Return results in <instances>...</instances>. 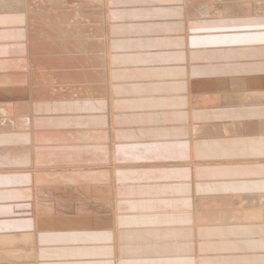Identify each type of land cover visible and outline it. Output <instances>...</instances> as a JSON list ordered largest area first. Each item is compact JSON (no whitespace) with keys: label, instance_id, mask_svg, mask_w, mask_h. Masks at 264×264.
Masks as SVG:
<instances>
[{"label":"bare ground","instance_id":"1","mask_svg":"<svg viewBox=\"0 0 264 264\" xmlns=\"http://www.w3.org/2000/svg\"><path fill=\"white\" fill-rule=\"evenodd\" d=\"M164 1L166 2L165 4L176 3V4L183 5L184 7L183 10L182 9L180 10L182 11L185 10V15L187 18L189 17V19L191 18L193 19V16L196 14V12L199 11L195 9V11L196 10L197 11L194 12L193 11L194 9L192 10V8L191 9L189 8V6L194 4L197 0H180V1L175 0V2H173L172 0H164ZM203 1L204 2L206 1L207 3H211V2L216 3V2L221 1L226 4V2H230L234 0H203ZM235 1L236 2L237 1H244V2L249 1L247 3H250L249 5H252V6L255 5L254 6L255 8H258L256 7V4H259L260 5L259 9H261V12L264 14L263 0H253V1L252 0H235ZM34 2H40V3L43 2V4L45 3L46 4L45 6L48 5V8L50 9L59 8V7L65 8L66 11L68 12L72 10L71 7L75 8L76 6H78L77 10L81 13V15L79 13L78 14L80 15V18H82L83 20H87V18L89 17L92 18L93 20L94 19L96 20L98 16L100 15V13L99 11H97V8H94V7L93 9L91 8L93 10V11L91 10L92 11L91 13L90 12L84 13L79 7L81 6L83 7L98 6L99 7L100 5H104V6L106 5V8H105L106 11L104 9V12L107 13V14L105 13V15H107L108 20L111 19L114 21L115 18L121 19L122 23L117 22V25L110 22L111 24L114 25L112 28L110 26V28L114 31L115 29H117V33H118V30L123 31V33L125 32L124 34H127V35L122 34V35L113 36L107 33L108 37L105 40H102V39L100 40L99 38L98 40L96 38L93 40H90V37L89 38L87 37V38H84L83 40L81 39V41L67 42L66 46L73 52L74 59H77L78 62L85 65L84 67H86V70H82L83 72H81L80 75L81 76L83 75L84 77L89 78L93 82L92 85L95 90V93L97 95L101 94L102 96L101 103L105 109L104 112H107L109 116L111 117L110 124L112 125V127H115L117 124V120L115 118L116 116L121 115V114H131L130 116L128 115L129 116L128 119H130L133 123H136L137 121V124L140 125V127L142 128L139 130V136H141L142 138L143 137L149 138L150 143H151L150 147H149L150 143L149 144L147 143V147H149V150L146 149L144 151H141L142 150L141 149L140 151L142 153H146V152L149 153L150 151L151 153L149 154L150 156L151 154H153V156H151L153 159H157L158 161L162 163H165V162L169 163V166H170V163L173 166H176L177 164L179 166L181 165L180 167L181 170H178V173L187 177L188 180L190 181L189 187L186 186V188L188 189L193 188V190H191L193 191L192 192L193 197L192 199L190 198L191 205H189L191 209L190 211L188 209L186 211V212L189 211V213L191 214L189 215L191 217L190 219H186L183 226H190L193 230H196L198 227H204V226H240V225L264 224V145H261L260 150H255L254 152H251L253 156L245 158V159H241V160H231V159L222 158L219 156L218 152H216L218 151L217 149H212L211 147H208L206 145L204 147L203 152H199L198 154L196 153L198 149V145L201 142L200 141L201 139L202 140H210V139L213 140L215 138L228 139V137H226L227 135H225V130H226L225 128H227L228 125H222V126L216 125L215 120H214L216 118V112H220V110H225L226 109L225 107H227L228 105H231V106L234 105L235 107L233 109L234 113L236 112L238 116L249 114L251 117H253L255 111L260 110V109L264 110V38L262 40V38H260V36L257 35L258 33H255V32H252L253 34L255 33V35H250V33L248 34L249 31L248 32L245 31L247 32L248 36L246 34L245 35H225V34L216 35L213 33L214 32L212 30L213 28H211L213 32L209 30L208 31L213 33L214 35L208 34V35H203V36L202 35L197 36L193 34L191 36V34L185 35L188 30L187 31L185 30L186 31L185 32L184 29L181 28L182 29L181 31L185 33L184 35H177V37L182 41V43L184 42L185 48L173 51V53L175 52L174 55L185 53V61H187L188 63L187 65H189L188 72H187V78H188L187 81H189L188 83L192 86V88L196 91L198 95L200 92L198 93L197 90L199 89L201 91L202 96L204 95L207 96V98L204 97V99H201V101L204 100L203 102L206 103V110H202V111L204 112L211 111L209 114L212 119L209 118L208 120H206L204 118H201L200 123H198L199 121H195V114L197 112H201L199 111L200 109L197 108V110L191 109L190 111H188V109H186L187 104L185 105L183 102H181V99L179 100L172 99L170 98V96L173 97L172 94L171 95L166 94L167 92L170 93L173 91L171 89V87H173L172 85L166 86V84L163 85V83H159V82L158 84H151V83H148V81H147V84L128 82V81H132V79L135 78V76L140 78L142 82L143 81L145 82L147 79L152 80L151 77L153 76L155 77L156 75L155 73H157L156 69L152 71L148 69H141L139 75H134L133 71H131L129 68H132L131 63L135 61H140L142 63H145V65L142 66L145 68L147 64L150 65L152 64L151 62L154 63L157 60V58L153 57L154 59H152L151 61L152 54H151V57L149 56L151 62L148 59L146 60L143 54L145 52L150 51L149 47L151 46V44L145 47L139 46L138 43L141 45H144V44L141 41H138V39L143 38L147 42L154 41L155 43H157V40H158L157 37H161L163 35L162 34L154 35L152 34V32L153 31L161 32L160 29L164 28V26L162 25L163 23L160 25V22H159L158 25H153L151 22L152 25H148V26L150 27L156 26V27H154L153 30H150L151 29L150 27H147V25H144V24H147L148 22L147 23L145 22L144 24H140L138 20L133 21L132 19L133 17L129 16L133 10L130 8L124 10L122 5H119L121 3V0H105V1L104 0H88V2L87 0H42V1L41 0H26V1L25 0H22V1L21 0H0V14H3V15H0V29L1 28L3 29V27L5 28V26H2L1 23H3L4 21L7 22L6 13L10 7H12L13 10L15 9L22 10L24 7L26 8V6H28L29 4L34 5ZM244 2L242 3L237 2L236 7H238V4H241L240 9H238L239 7L237 9H234V8L226 9L225 7L224 8L219 7L220 8L219 9L218 7H215L214 3H211V4H214V7H211V8L209 7L211 12L208 11L207 5H205V8H207L206 10H204L205 9L204 6H203L204 9L201 6V11L202 9L204 10V12L206 11L205 13L202 11L206 15H209L211 13L210 16H212V14H214L213 16L215 15L217 16L220 14L223 16L225 12V14L227 15H230V16L237 15L239 17L242 15L245 16L247 11H249V13L252 12L255 15L257 13V15L259 16V14L261 13V12L259 13L260 10L258 9V12H256L257 10L253 7L254 12L256 13H254L253 11H250L253 8L252 6H248L247 3H246V6L250 7V10H248L249 8L245 9L246 7L241 9V6ZM258 2H261V3H258ZM122 3L125 5L124 0H122ZM232 4H234V2L233 3L231 2V5ZM110 5H112V8L110 7ZM84 9H86V7ZM198 13L197 15H199ZM201 15L203 14L201 13ZM59 16L62 19L66 18L69 20H71L70 18L75 17L71 15H59ZM59 16L56 17V14H53L50 16V18L54 20L55 18H58ZM203 16L205 17V15ZM8 17H10V15ZM126 17L129 19H126ZM218 17L220 18V16ZM261 17L262 16L260 14V17L258 18H261ZM245 18L247 19L248 17H245ZM255 18H248V19L252 20ZM223 19L227 22L225 18ZM235 19L236 18H234L232 22L229 21V23H227L228 26L229 24H231L230 25L231 27L229 26L230 29H232V27L233 29L241 28L240 24L241 22L244 21V19L243 21L242 19L235 21ZM261 19H263V17ZM220 20H222V18ZM191 21L193 20H190L189 22ZM209 21L211 22L212 20H209ZM218 21L219 19H217V21H214L216 27L217 25L219 26V24H221V21L219 24L218 23L216 24V22ZM225 21H222V23ZM245 21L246 22L243 23L244 25H242L243 27L246 26L247 24V20ZM79 22L81 21L79 20ZM204 22H207V21L204 20ZM180 23H182V20ZM180 23L178 25H180ZM258 23L259 21L255 24H257V26L259 24L261 25V22L259 24ZM192 24L193 23H191V25ZM253 24L252 25L248 24V25L251 27L254 26V31H255L256 25L255 24L253 25ZM191 25L189 26V28L191 27ZM158 27H160V29ZM205 27L203 26V28ZM211 27L213 26L211 25ZM220 27H222V25H220ZM220 27L219 29L216 28L217 32L218 30L221 29ZM260 27L261 26H259V28ZM145 28H148V30H150L149 32L151 33L150 35L149 34L148 35H136L139 33V31L141 32V30H144ZM196 28L198 29V27ZM98 29L99 28H97V30ZM249 30L250 32L253 31V27L249 28ZM114 31H111V32L113 33ZM144 32H141V33L143 34ZM119 33H122V32H119ZM130 33L134 35H129ZM0 35H1L0 36L1 38L6 37L4 35V31L1 33V30H0ZM1 40H4V39H1ZM133 40L135 42H132ZM15 41L17 40L15 39ZM125 42H128V45H135L138 48V50H141L139 52H142L139 54L136 53V55L137 56L142 55V56L137 57L138 59H133V58L130 59L128 54H121L122 49L121 51L114 50V48L117 47L118 45H119V48L123 47V44ZM157 44L160 45V43H157ZM38 46L36 47V52L38 53H42V52L55 53L57 50L59 51V48L60 49L62 48V45L61 46L54 45V47H53V44L49 46L44 45L43 47L42 45H40L39 48L41 49L39 50ZM50 46H52L53 48H51ZM47 47H49L48 50H47ZM2 48L3 49H1L0 47V55L7 53V51H4L7 49H5L4 47ZM192 50H194L195 53H191ZM25 51H27V49L24 50L23 52V50L20 48V50L18 49L17 53L19 55L25 54ZM19 55L10 56L9 61L12 60L13 62L12 61L7 62V60L5 59L0 60V127L5 126L7 128L13 127V128L22 129V128H26L29 125L30 131L23 132L24 135L21 137L23 141L29 142V146L28 147L26 146V148L15 149V150L0 149V250L2 249V253L4 254V255L0 254V256L1 257L5 256L7 259H13L15 261H20L19 264H32V263L41 264L40 263L41 254L42 255L44 254V256H46V254H49V256H46V257H54L53 253L57 254L58 255L57 257H60L64 254V252H58V250L61 251V249L59 248H55V247L50 248V246H46V245L44 246L41 243L44 237H46L47 239L51 237L52 242L55 241V243L59 242L60 244L64 243L63 242L64 240H71V242H67V244L69 245L71 244V245L78 247L79 249L78 253H80L81 249L84 248L82 246L83 240H80V239L82 238L87 239V236H91L93 240H97L96 238L98 237H106L104 244L105 245L106 243L107 245L109 243L112 244L110 246L103 245L101 246L102 248L100 247L101 249L104 248L110 256L109 257L110 259L107 262V264H124L131 259L154 258L157 260H161L163 259L162 257L165 255L164 253L166 252L168 253V251L170 250L174 253L179 252V249L182 248L179 242L177 244L171 243L169 245L167 244L166 245H163V244L143 245L145 243H141L136 246H133V245H130V246L122 245L121 246L119 239L120 237L122 238V235H123L121 230L124 228L122 226L126 223V222H123V220L124 219L128 220V226H131V225L136 224L134 223L135 222L134 219H136L138 216H128L127 217V216L121 215L120 217H118V215H120L119 209L122 206L125 207L133 203L132 201H126L124 203L121 201L122 203H119L117 197H118V194H120L119 193L120 185H118V183L124 182V179L129 178V177H133V178L136 177V179H138L137 177H143L145 174H142L143 171H141L142 173H130L126 171L124 173L123 170L119 168L128 167L130 169L131 168L138 169L145 165H140V164L137 165V163H128V164L124 163L122 161L124 158H122L121 155H119V151L114 148L115 146L107 150V148L103 145L102 146L95 145L97 141L99 140V138L102 136V134L105 136V132H106V134L109 135L110 130H105L104 132L98 131L95 133L91 130L94 127H98V126H100L102 129H103V126L105 127L108 126L107 119L106 117L104 118L105 115L101 117L103 118V123L101 122L100 117H96L95 119L91 120L90 118L84 117V116L82 118L80 117L64 118L62 116L52 115V117H55L53 119L47 118L45 116L44 118H42L43 115H37V114L34 116L32 115L25 116L27 109L28 111H30L29 110L30 106L28 105L27 107L24 103L21 102V99L25 98L28 94L25 88H19L21 86V85L19 86V83L21 82L24 83L25 78L22 75H16L14 73L7 74L8 70L12 71V69L16 68L17 65L21 66L22 63H26V61L24 62V59H20L22 56H19ZM51 61L54 62L56 60L53 61L52 58H49L48 60H46V62H50V63ZM27 63L29 62L27 61ZM26 64H24V66ZM44 64L45 63H43V65ZM172 69L174 70V67ZM49 71L53 72L54 70L51 71L49 69ZM54 72H56V70ZM176 73L178 74L177 70H176ZM182 76L184 77V73ZM165 77H167L168 79L170 76L168 77L167 75ZM183 81H180V83ZM51 83L53 82L50 81V85ZM180 85L182 87L184 86L182 83ZM79 86H81V84ZM57 90L59 92L60 88ZM175 92L176 91H174V93ZM29 95H30V92H29ZM52 95L54 94L52 93ZM71 95L73 94L71 93ZM123 95H125V97ZM89 96L91 95L89 94ZM180 96L178 98H180ZM74 97L75 96H73V98ZM91 100L89 102H91ZM182 101H185V100H182ZM83 102L85 103L87 101L85 100ZM194 102H197L196 104L198 106L199 102L197 101V99ZM78 105L79 103L73 105L72 107L70 105H67L66 108L61 107V105L60 107L62 109L64 108L65 110L72 108L73 110L77 109L79 111H82L83 109L80 110ZM87 106H90V105H87ZM19 108H20V111L18 110ZM36 108L38 109V111L45 112L43 111V108H39V107H36ZM95 109L92 108V111H94ZM98 109H99V106H98ZM177 110H187V115H188L187 121L188 122L186 126L184 127L180 125L179 126L177 125L169 126V124L163 125V123L160 125L157 124V126L153 125L154 127H149L150 125H148V129H144L145 125L141 126L142 125L141 122L143 121V117L140 118L141 115L143 116L148 115L149 117L152 118L154 115L158 114L160 118L162 119V121L163 120L166 121L168 120V118L174 115ZM11 111L14 112L13 115L12 114L10 115ZM38 111L36 110L35 112L37 113ZM46 111L47 112H58L55 110V108L47 109ZM95 113L97 112H94L92 114H95ZM234 113L232 112L231 117L233 116ZM137 116H138V119H137ZM32 117H35L34 122H32L33 120ZM39 117H41L42 119L41 120L38 119ZM121 117H124V115ZM76 120H78L79 122H77ZM250 120H254V123H251ZM250 120H244L243 124L241 122L243 126L242 128L247 127L248 129H250V131H252L250 126L253 125V128H254V124H255L257 125V128L261 126V129H264V119H262L263 121L260 119L257 120L255 118L250 119ZM64 122L69 123L68 125L72 124V126L74 127L86 126L87 128H90L89 130L91 131H89L85 137H81L79 135H76L70 132L65 133L61 131H54V128L64 127L65 125H59V123H64ZM80 122H83L84 124H80ZM33 126H34V129H32ZM120 127H121V124H120ZM133 128H132V131H133ZM117 129L119 130V128ZM0 130H2V128H0ZM3 131L6 132V130H3ZM234 131H235V128L233 129V133ZM229 132L231 133V131ZM219 133H223V136L220 137ZM7 134L13 135L14 133H12L10 130ZM95 134H97L98 137L95 136ZM247 134L246 136L248 137L247 140H249V142L246 143V145L248 147V150H254L256 147V144H258L259 142L264 143V137H263L264 134L252 135L253 134L252 133L251 134L252 136L247 135ZM240 136H243V135H240ZM104 138H106V136ZM112 138H115V137H111L110 140ZM129 139H132V138L129 137ZM114 140L115 139H113V142ZM125 140L127 141L128 138ZM120 143L121 141L119 142V144ZM135 143H138V142H135ZM140 143H141V140H140ZM144 143L146 144V141ZM133 145L134 143L132 144V146ZM36 148L42 149L38 154V157L39 159H41V161H38V162L36 161V157H37L36 152H35ZM105 150H107V153L104 152ZM25 154L27 155L26 162L24 161L26 158ZM100 155H102L103 157L105 156V159L107 157L109 158L110 166L109 165L104 166V167L95 166L96 164H99V163H96V161H98L97 158H99ZM158 156H161V157L159 158ZM135 157H133L132 159H135ZM161 158L163 160H160ZM73 159H77L75 161H79V162H85L88 160H92L90 162L92 164L88 166H77L74 168L69 166L71 167L69 169L59 168L60 165H57L55 168H53V166L50 168L41 167L42 169H40V171L37 170L38 166L36 169L31 168V166H35V164L36 163L38 164L39 162H41L42 164L41 166H43L45 165L44 164L45 162H49V161L65 163V162L72 161ZM164 159H167V161H164ZM187 162L188 164L192 166V167L190 166L188 167L190 168L189 169L190 171H187L185 168ZM154 165L155 164H151L150 166H154ZM164 165L165 164L161 166H164ZM56 168H58L57 171H56ZM55 171L56 173H54ZM148 174L150 176H156V177L158 176V174L151 175L152 173H149V172ZM108 181L111 183L110 185H112V187L107 186ZM22 185H25V187L24 186L22 187ZM133 185L135 186V184ZM131 187L133 186L131 185ZM56 189L60 191L61 193L66 194L64 195L65 198L67 195H69L70 198H66V199L60 198L62 200L57 199ZM137 189H138V186H137ZM45 190L48 193L47 195L44 194ZM20 195H22V197L28 198L29 200V203L26 205L27 207H29L30 212L32 213V217L29 218L31 221H29V223L28 222L26 223V226L30 227L31 225L32 227L29 231H20V227L25 225V222H24L25 219H22V222L24 223H18L17 221H19V219L16 216L11 215L12 213H10L9 208L3 209V210L1 209V207H3L4 204H6L9 207L10 204H12V201L14 199H20L21 198ZM156 197L160 198L162 197V195H159V196L156 195ZM174 199L176 200V198ZM6 201H9V202L3 203ZM25 201L27 202V200ZM148 201H151V200L136 199L135 202L138 205L142 202H148ZM145 205L146 204H144L143 206ZM99 213L101 214L104 213V215H106L104 216V220H102L101 222L97 218L99 217L98 215H100ZM164 217L159 219L158 221L159 223L157 224L156 228L167 229V230L179 228L177 226H170L171 224L170 225L166 224L165 226L160 227V223L164 219L166 221L168 220L171 221V219L177 222L179 221L178 218L176 217L174 218H164ZM4 220L11 221V223L15 226L7 227V224L3 222ZM44 220H48L47 221L48 231H44L46 229L41 228L42 225H44L43 223ZM97 220H99V222H96ZM104 223H106V225ZM53 225H55L57 228H55ZM102 227L103 228L110 227L111 230L113 231L110 232L108 230L109 232L108 231L105 232L106 229L104 228L105 229L104 232L101 233L102 231H100V229ZM237 228L239 229V227ZM247 235L245 234L246 237ZM77 241H78V244L75 243ZM87 244H91V242H88ZM195 244L196 242L194 241L192 244L188 246L186 245L185 250H187V254L193 256L194 260L196 261L198 258L196 255ZM88 250L94 251V249H92L91 247H89ZM102 253H105V252H102ZM150 255L154 257H151ZM58 261H61V260L58 259Z\"/></svg>","mask_w":264,"mask_h":264},{"label":"rangeland","instance_id":"2","mask_svg":"<svg viewBox=\"0 0 264 264\" xmlns=\"http://www.w3.org/2000/svg\"><path fill=\"white\" fill-rule=\"evenodd\" d=\"M22 1V0H21ZM26 1V0H25ZM42 1V0H41ZM105 1V0H104ZM180 1V0H179ZM178 1V2H179ZM199 0H197L194 4H192L191 6H189V8L191 9L192 8V10L194 11V12H196L197 10H199V11H201V6H202V8H203V6H204V8H205V5H207V8H208V11L209 12H211V10H210V8L211 7H214V4H215V7H220V8H229V9H231V8H234V9H237L238 7V9H240V5L241 4H238V7H236V5H237V2L238 3H242V2H244V1H230V2H226V4L224 3V2H221V1H219V2H216V3H214V2H211V3H214V4H211V3H207L206 1L204 2L203 0H200L199 2H198ZM202 1V2H201ZM253 1V0H252ZM87 2H88V0H87ZM231 2L233 3L234 2V4H232L231 5ZM236 2V3H235ZM247 2H249V1H247ZM246 1L244 2L245 3V5H244V3L242 4V6H244V7H242L241 6V9L242 8H245V9H248V10H250V7H248V6H252V5H249L250 3H247ZM207 3V4H206ZM228 3V4H227ZM246 3H247V5L248 6H246ZM258 3H261V2H258ZM37 4V5H36ZM116 4V3H115ZM196 4V5H195ZM201 4V5H200ZM209 4H211V5H209ZM254 4H256V3H254ZM28 5V4H27ZM46 4L44 3L43 4V2H34V5H32V4H29L28 6H26V8L24 7L22 10H20V9H18V10H13L12 9V7H10L8 10H7V13H6V16H7V22L6 21H4L3 23H1L2 24V26H5V28L3 27V29L1 28L0 30H1V33L4 31V35L6 36V37H4V38H1L0 37V47H1V49H3L2 47H4L5 49H7V50H4V51H7V53L6 54H2V55H0V60H7V62L9 61V59H10V56H18L19 54L17 53L18 52V49L20 50V48L23 50V52H24V50H26L27 49V51H25V54H20L19 56H22L20 59H24V62L26 61V63H27V61L29 62V63H22L21 64V66H16V68H14V69H12V71L11 70H8L7 71V74H16V75H22L24 78H25V82L23 83V82H21V83H19V88H25V90H26V92H27V96L25 97V98H23V99H21V102L22 103H24L27 107H28V105L30 106V111H28V109H27V112H26V114H25V116H28V115H32V116H34V115H43V117L42 118H44V116L45 117H47V118H51V119H53V118H55V117H52V115L53 116H62V117H64V118H77V117H80V118H82L83 116L84 117H88V118H90L91 120L92 119H95L96 117H102L103 115H105L104 116V118L106 117V119H107V122H108V126L107 127H105V126H103V129L100 127V126H98V127H94L93 129H91L94 133L95 132H101V131H105V130H110V132H109V135L108 134H106V132H105V136H106V138H104L105 136L102 134V136L99 138V140L97 141V143L95 144V145H97V146H105L106 148H107V150L108 149H110L111 147H114L116 150H118L119 151V155H121V157L122 158H124L122 161L124 162V163H126V164H128V163H137V165L138 164H140V165H145V166H143V167H140V168H135V169H133V168H128V167H126V168H119V169H121V170H123V172L125 173V171L126 172H130V173H142L141 171H143V173L142 174H145L143 177H138V178H140V179H143V178H145L146 176H150L149 174H148V172L149 173H152L151 175H157L158 174V176L156 177V176H151V178L152 179H154L153 181H155V178H158V179H161V180H164V178L162 177L166 172H168V175H170V174H178V170H181V165L179 166L178 164V166L176 165V166H173L171 163H170V166H169V163H162V162H160V161H158L157 159H153L151 156H153V154H151V156H150V154L149 153H151L150 151H149V153L148 152H146V153H142L141 151H144V150H149V147L151 146V143H150V140H149V138H145V137H141V136H139V130L140 129H142L141 127H140V125H138L137 124V121H136V123H133L130 119H128L129 118V116L131 115V114H121V115H118V116H116L115 118H116V120H117V124H116V126L115 127H112V125L110 124V120H111V117L109 116V114L107 113V112H104V108H103V105H102V96H101V94L100 95H97L96 93H95V90H94V88H93V85H92V81L89 79V78H87V77H84L83 75L81 76L80 75V73L81 72H83L82 70H86V67H84L85 65H83L82 63H80V62H78L77 61V59H74V54H73V52L66 46L67 44V42H73V41H81V39L83 40L84 38H89L90 37V40H93V39H97L98 40V38L101 40H105L107 37H108V34L109 35H127V34H124L123 33V31H119L118 30V33H117V29H115V31H116V33H115V31L114 30H112L111 28L114 26L113 24H111V23H114L115 25H117V22H119V23H122L121 22V19L120 18H115V20L113 21V20H108V17H107V15H105V13L106 12H104V9L106 8V5L104 6V5H100L99 7L98 6H85L86 7V9H84L85 7H83V6H81V7H79V8H81V10L84 12V13H86V12H92L93 10V7L94 8H97V11H99V13H100V15L98 16V18L95 20H93L92 18H87V20H83L82 18H80V15H81V13L77 10L78 9V6H76L75 8L74 7H71L72 8V10H70V12H68V11H66V9L65 8H54L55 10H56V12H55V10L53 9V8H48V5L47 6H45ZM117 5V4H116ZM179 5V4H178ZM199 5V6H198ZM209 5V6H208ZM235 5V6H234ZM259 4H256V7H258V8H255L254 6L255 5H253L252 6V8L254 7L256 10V12H258V9L260 8V5L258 6ZM263 5H264V0H263ZM182 7V10H183V5H181ZM88 7H90V8H88ZM109 7V6H108ZM110 7L112 8V5H110ZM120 7V6H119ZM122 7L124 8V6L122 5ZM121 7V8H122ZM199 7V8H198ZM210 7V8H209ZM92 8V9H91ZM203 8V9H204ZM207 8H205L204 10H206ZM219 8V9H220ZM254 8L252 9V10H250V11H253L254 12ZM36 9V10H35ZM46 9V10H45ZM84 9V10H83ZM195 9H197L196 11H195ZM202 9V11L204 12V10ZM35 10V11H34ZM54 10V11H53ZM64 10V11H63ZM74 10V11H73ZM77 10V11H76ZM92 10V11H91ZM124 10H126L125 8H124ZM181 10V11H182ZM260 11H259V13L261 12V9H259ZM17 11V12H16ZM20 11V12H19ZM29 11V12H28ZM50 11H52V12H50ZM103 11V12H102ZM105 11H106V9H105ZM199 11H197L196 12V14L195 15H197V13L199 12ZM199 12L198 14L199 15H201V13L203 14V15H205V17L203 16V15H201V16H199V15H197L198 16V18H197V16H193V14H192V16H193V19L191 18V16H190V18L191 19H189V17L187 18L186 17V15H185V10L183 11V16H181V18H180V20H179V22H177V24L176 25H178L180 22H181V20H182V23H180V28H182V29H184V31L186 30H188L187 31V33L185 34V35H190L191 34V36L194 34V35H214V34H216V35H247V32H248V34L250 33V35H255V33H258L257 35H259L260 36V38H262V40H263V38H264V14L261 12L260 14H261V16L263 17V19H261V18H258V17H260V14H259V16L257 15V13L256 12H254V13H256V15L255 14H253L252 12H250L251 13V15H250V13H249V11H247V13H246V15L244 16V15H242V16H237V15H234V16H230V15H227V14H225V12H224V14H223V16L220 14V15H215V16H213L214 14H212V16H210L211 15V13L209 14V15H206V14H204L203 12ZM30 12H31V14H30ZM82 12V13H83ZM13 13V14H12ZM26 13V14H25ZM33 13V14H32ZM47 13H48V15H47ZM80 15H79V14ZM53 14H56V17L57 16H59V15H71V16H75V17H73V18H70L71 20H69V19H62L60 16L58 17V18H55L54 20H52L51 18H50V16L51 15H53ZM107 14V13H106ZM249 14V15H248ZM0 15H3V14H0ZM10 15V17H8ZM79 15V16H78ZM38 16V17H37ZM102 16V17H101ZM106 16V17H105ZM209 16H210V18H209ZM218 16H220V18L218 17ZM229 16V17H228ZM236 16V17H235ZM28 17V18H27ZM100 17V18H99ZM199 17H200V19H199ZM203 17V18H202ZM208 18V20H207V18ZM211 17H213V18H211ZM242 17V18H241ZM245 17H248V18H255V19H246ZM17 18V19H16ZM195 18H197V19H195ZM222 18V20H220ZM223 18H225L226 20H227V22L223 19ZM234 18H236L235 19V21L236 20H241L242 19V21H243V19H244V21L243 22H241V30L239 29V28H234L233 29V27H232V29H230V25L231 24H229V26H228V24L227 23H229V21L230 22H232L233 20H234ZM238 18V19H237ZM24 19V20H23ZM26 19V20H25ZM28 19V20H27ZM30 19V20H29ZM99 19V20H98ZM107 19V20H106ZM196 21H195V20ZM217 19H219V21L218 22H216V24L218 23H220V21H221V24H219V26L217 25V27H216V25H215V22L214 21H217ZM229 19V20H228ZM258 19H260V20H262V21H260V20H258ZM64 20V21H63ZM79 20L81 21V22H79ZM101 20V21H100ZM185 20V21H184ZM190 20H193V21H191V22H189ZM204 20L205 21H207V22H204ZM209 20H212L211 22L209 21ZM245 20H247V24H246V26H244L245 27V29L247 28V26H248V28L245 30L244 29V27L242 26V25H244L243 23L244 22H246ZM256 20V21H255ZM259 21V23L261 22V25L259 24L258 26H257V24H255V23H257L258 21ZM75 21H76V23H75ZM83 21V22H82ZM100 23H99V22ZM105 21V22H104ZM113 21V22H112ZM222 21H225V22H223L222 23ZM234 21V22H235ZM251 22V23H249V22ZM111 22V23H110ZM116 22V23H115ZM214 22V23H213ZM255 22V23H254ZM53 23V24H52ZM61 23V24H60ZM87 23V24H86ZM95 23V24H94ZM156 23V24H155ZM152 22V24L153 25H158L159 24V22ZM163 23V24H162ZM185 23V24H184ZM191 23H193L192 25H191ZM195 23H197V24H195ZM201 23V24H200ZM203 23H204V25H203ZM212 23V24H211ZM255 24L256 26V28H255V31H254V26H252L253 27V31H251L250 32V30H252V29H250L249 30V28H252L251 26H249V25H252V24ZM263 23V24H262ZM60 24V25H59ZM69 24H71V25H69ZM77 24H79V25H77ZM81 24H83V25H81ZM84 24H86V25H84ZM111 24V25H110ZM151 24V22H148L147 24H145V25H147V27H150V26H148V25H152ZM163 25L164 26V28L168 25H170L169 23H165V22H160V25ZM167 24V25H166ZM184 24V25H183ZM186 24H188V25H186ZM213 26V27H211V25ZM249 24V25H248ZM253 24V25H254ZM66 25V26H65ZM74 27H73V26ZM77 25V26H76ZM81 25V26H80ZM98 25V26H97ZM166 25V26H165ZM181 25H182V27H181ZM191 25V27L189 28V26ZM198 25V26H197ZM199 25H200V27H199ZM201 25H203L205 28H203V26H201ZM220 25H222V27H220ZM49 26V27H48ZM70 26V27H69ZM83 26V27H82ZM101 26V27H100ZM110 26H111V28H110ZM175 26V25H174ZM184 26H186V27H184ZM195 26V27H194ZM233 26V25H232ZM259 26H261L260 28H259ZM67 27V28H66ZM99 28L98 30H97V28ZM179 26H177V28H178ZM196 27H198V29L196 28ZM202 27V28H201ZM210 27V28H209ZM219 27L222 29H220V30H218V32H220V33H218L217 32V29H219ZM228 27V28H227ZM258 27V28H257ZM75 28H77V29H75ZM86 28V29H85ZM88 28V29H87ZM192 28V29H191ZM200 28H201V30H200ZM209 28V29H208ZM211 28H213L212 30L214 31H212L211 30ZM217 28V29H216ZM97 31H96V30ZM168 29V28H167ZM181 29V30H182ZM204 29V30H203ZM207 29V30H206ZM215 29V30H214ZM226 29V30H225ZM244 29V30H243ZM26 30V31H25ZM107 30V31H106ZM169 30V29H168ZM195 30H196V32H195ZM202 30H203V32H202ZM212 31L213 33H211V32H209V31ZM230 30V31H229ZM234 30V31H233ZM240 31V32H238V31ZM111 31H114L113 33L111 32ZM145 31V32H144ZM170 31V30H169ZM185 31V32H186ZM192 32V33H190V32ZM228 31V32H227ZM232 31V32H231ZM237 31V32H236ZM245 31H247V32H245ZM24 32H25V34H24ZM40 32H41V34H40ZM56 32V33H55ZM101 32H103V33H101ZM119 32H122V33H119ZM141 32H144L143 34L141 33ZM141 32L139 31V33L138 34H136V35H150L151 33H149L150 32V30H148V28H145L144 30H141ZM148 32V33H147ZM184 32V33H185ZM206 32V33H205ZM231 32V33H230ZM233 32H234V34H233ZM236 32V33H235ZM243 32V33H242ZM252 32H255L254 34L252 33ZM259 32H260V34H259ZM96 33V34H95ZM99 33H101V34H99ZM108 33V34H107ZM164 33H168V32H164ZM184 33H183V31L181 32V35H184ZM202 33V34H201ZM240 33H242V34H240ZM69 36H68V35ZM74 35V36H73ZM89 35V36H88ZM99 35H101V36H99ZM105 35H107V36H105ZM129 35H134V34H132V33H130ZM158 35V34H157ZM159 35H161V34H159ZM162 35H169V34H162ZM263 35V36H262ZM1 36V35H0ZM92 36V37H91ZM248 36V35H247ZM258 36V37H259ZM3 37V36H2ZM26 37V38H25ZM57 37V38H56ZM52 38V39H51ZM80 38V39H79ZM1 39H4V40H1ZM15 39L17 40V41H15ZM75 39V40H74ZM24 40H25V42H24ZM42 40V41H41ZM13 41H14V43H13ZM40 41V42H39ZM61 41V42H60ZM19 42V43H18ZM9 43V44H8ZM17 43V44H16ZM61 43V44H60ZM53 44V47H54V45H58V46H61L62 45V48L60 49L59 48V51L57 50L55 53H44V52H42V53H38V52H36V47L39 45H42V47L45 45V46H49V45H52ZM26 45H28V46H26ZM39 46H38V49L40 50L41 48H39ZM51 48H53L52 46H50ZM64 47V48H63ZM48 48L49 47H47V50H48ZM65 49H67V50H65ZM149 49H150V47H149ZM56 50V49H55ZM9 51V52H8ZM69 51V52H68ZM174 51V50H173ZM173 51L171 52V54H174L173 53ZM123 52V51H122ZM121 52V54H125L124 52L122 53ZM152 52H154V50H150V51H148V52H145L143 55H144V57L146 58V60L148 59L149 61H150V57H151V54H152ZM148 53V54H147ZM170 53V52H169ZM191 53H195L194 52V50H192L191 51ZM26 54H28V55H26ZM58 54V55H57ZM71 56H70V55ZM147 54V55H146ZM35 56V57H33V56ZM44 55V56H43ZM3 56V57H2ZM24 56V57H23ZM27 56V57H26ZM150 56V57H149ZM7 57V58H6ZM26 57V58H25ZM157 58V56H152L151 57V61H152V59H154V58ZM29 58V59H28ZM49 58H52V60L54 61V60H56V61H54V62H52L51 61V63L50 62H46V60H48ZM28 59V60H27ZM74 59V60H73ZM157 59H159V58H157ZM42 60V61H41ZM45 60V61H44ZM10 61H12V60H10ZM9 61V62H10ZM150 61V62H151ZM13 62V61H12ZM77 62V63H76ZM43 63H45L44 65H43ZM152 64H147L146 65V67L144 68V67H141V69H148V70H150V71H152V70H154V69H158V67H156L155 65H153V62H151ZM24 64H26L25 66H24ZM30 66H29V65ZM188 63H187V61H185V63H184V65H182L181 67H174V70L171 68V70H170V68H169V70L171 71H167V74L165 75V76H167L168 75V79H167V77H166V79H165V83L164 82H161V81H159V83H163V85L164 84H166V86L168 85H172L173 87H171V89L173 90H171L172 92H170V93H166L167 95H173V97L172 96H170V98H172V99H176V100H179V99H181V102H183L187 107H186V109H188V111H190L191 109H195V110H197V108L198 109H200L199 111H201V110H206V103H204L203 101L204 100H202L201 101V99H204V97H206L207 98V96L206 95H204V96H202V94H201V91L198 89V88H196V89H198L197 90V92L199 93V95H201V96H199L197 93H196V91L192 88V86L188 83L189 81H187V72H188V68H189V65H187ZM155 66V67H154ZM28 67V68H27ZM30 67V68H29ZM149 67V68H148ZM26 68V69H25ZM78 68V69H77ZM176 68V69H175ZM24 69H25V71H24ZM49 69L51 70V71H55L56 70V72H50L49 71ZM96 69H98V68H96ZM131 71H134L135 70V68H129ZM140 69V70H141ZM179 69V70H178ZM181 69V70H180ZM23 72H22V71ZM41 72H40V71ZM80 70V71H79ZM176 70H177V72H178V74L176 73ZM27 71V72H26ZM34 71V72H33ZM43 71H44V73H43ZM28 73V74H26V73ZM46 72V73H45ZM181 72V73H180ZM183 73H184V77L182 76L183 75ZM6 74V75H7ZM24 74V75H23ZM28 75H29V77H28ZM174 77H173V76ZM186 75V76H185ZM180 76V77H179ZM154 77V76H153ZM55 78V79H54ZM172 78V79H171ZM176 79V80H175ZM35 80V81H34ZM68 80V81H67ZM85 80V81H84ZM184 80V81H183ZM186 80V81H185ZM50 81L51 82H53V83H51V85H50ZM63 81V82H62ZM127 81V80H126ZM147 81H148V83H151V84H158V81H155L154 80V82H153V80H150V79H147L145 82L143 81H141V82H134V81H128V82H134V83H145V84H147ZM177 81V82H176ZM180 81H183V82H181L184 86L182 87L180 84ZM32 82V83H31ZM34 83V84H33ZM56 85H55V84ZM70 85H69V84ZM84 83H85V85H84ZM174 83V84H173ZM49 84V85H48ZM64 84H66V85H64ZM81 84V86H79V85ZM88 84V85H87ZM178 84V85H177ZM17 85V84H16ZM15 85V86H16ZM42 85V86H41ZM54 85V86H53ZM62 87H61V86ZM68 85V86H67ZM188 85V86H187ZM7 86V85H6ZM10 86V85H9ZM12 86V85H11ZM30 86V87H29ZM34 86V87H33ZM36 86V87H35ZM57 86V87H56ZM88 86H89V88H88ZM186 86V87H185ZM190 86H191V88H190ZM181 87V88H180ZM28 88V89H27ZM30 88V89H29ZM49 88V89H48ZM60 88V90H59V92H58V90L57 89H59ZM89 89V90H88ZM192 90V92H191V90ZM51 90V91H50ZM76 90H77V92H76ZM189 90V91H188ZM37 91V92H36ZM55 91V92H54ZM61 91V92H60ZM68 91V92H67ZM174 91H176L175 93H174ZM181 91H183V92H181ZM29 92H30V95H29ZM49 92V93H48ZM73 94V95H71V93ZM75 92V93H74ZM80 92H81V94H80ZM191 92V93H190ZM194 92V93H193ZM35 93H37V94H35ZM52 93L54 94V95H52ZM57 95H56V94ZM177 93V94H176ZM181 93V94H180ZM196 93V94H195ZM78 94V95H77ZM89 94L92 96H89ZM175 94V95H174ZM179 94V95H178ZM194 94V95H193ZM67 95V96H66ZM69 95H70V97H69ZM181 95V96H180ZM197 95V96H196ZM73 96H75L74 98H76V99H74L73 98ZM79 96V97H78ZM176 96V97H175ZM180 96V98H178ZM185 96V97H184ZM195 96V97H194ZM199 96V97H198ZM78 97V98H77ZM81 97V98H80ZM89 97V98H88ZM197 97V98H196ZM64 98V99H63ZM70 98V99H69ZM182 98H184V99H182ZM190 100H189V99ZM31 101H30V100ZM55 99V100H54ZM61 99H63V100H61ZM92 99V100H91ZM192 99H193V101H192ZM195 99V100H194ZM196 99H197V101L200 103H198V106H197V102H194V101H196ZM199 99V100H198ZM27 100V101H26ZM44 102H43V101ZM52 100V101H51ZM70 100V101H69ZM87 101V102H83V101ZM91 100V102H89ZM182 100H185V101H182ZM189 100V101H188ZM206 100V99H205ZM79 101V102H78ZM94 101V102H93ZM191 101V102H190ZM201 101V102H200ZM31 102V103H30ZM186 102H188V103H186ZM30 103V104H29ZM79 103V109L81 110V109H83L82 111H79V110H77V109H67V110H65L64 108L62 109L61 107H67V105H70L71 107L73 106V105H75V104H78ZM87 103V104H86ZM190 103H192V104H190ZM94 104V105H93ZM188 104H190V105H188ZM60 105H61V107H60ZM84 105H86V106H84ZM87 105H90V106H87ZM201 105H202V107H201ZM95 106V107H94ZM97 106V107H96ZM98 106H99V109H100V112L98 113ZM205 106V107H204ZM231 105H228L227 107H225L226 109L225 110H227V111H231V109H232V111H231V115H232V112L234 113V105H232L231 107H230ZM36 107H39V108H43V111H45V112H42V111H38V109L36 108ZM84 107H86V108H84ZM189 107H190V109H189ZM201 107V108H200ZM51 108H55V110L56 111H58V112H47L46 110L47 109H51ZM60 108H61V110H60ZM91 108V109H90ZM92 108L93 109H95V108H97V109H95L94 111L95 112H97V113H95V114H92V113H94V111H92ZM228 108V109H227ZM231 108V109H230ZM26 109V108H25ZM44 109H46V110H44ZM88 109H89V111H88ZM19 111H20V108L18 109ZM38 111L37 113L35 112V111ZM91 110V111H90ZM103 110V111H102ZM12 112V113H11ZM10 112V115L12 114L13 115V111H11ZM81 112V113H80ZM78 113V114H77ZM84 113V114H83ZM105 113V114H104ZM20 114H21V112H20ZM24 114V113H23ZM67 114V115H66ZM87 114V115H86ZM89 114V115H88ZM99 116H98V115ZM148 114V113H147ZM235 114V115H234ZM233 114V116L231 117V121L230 120H227V121H222V122H220V123H216V121H215V123H216V125H228V127L227 128H225L226 130H225V135H227L226 137H228V138H232V137H238V135L240 134V135H243V136H246V134L247 133H249V134H247V135H250V136H252V135H262V134H264V129H261V126H259L258 128H257V125H255L254 124V128H253V125H251L250 127H251V129H252V131H250V129H248L247 127L245 128H242L243 126H242V124L244 123V120H240L239 118L242 116V115H239L238 116V114L235 112ZM236 114H237V116H236ZM101 115V116H100ZM124 115V117H121V116H123ZM129 115V116H128ZM134 115V114H133ZM23 116V115H22ZM48 116H50V117H48ZM41 117H39L38 119H42ZM235 117H238V119H236ZM33 118V120H32V122H34V118L35 117H32ZM37 118V117H36ZM124 118H126V119H124ZM235 118V119H234ZM234 120V121H233ZM260 120H262V119H260ZM77 122H79L78 120H76ZM238 123H237V122ZM263 121V120H262ZM52 122V121H51ZM55 122V121H54ZM53 122V123H54ZM76 122V123H77ZM122 122V123H121ZM127 122V123H126ZM239 122H240V124H239ZM241 122H242V124H241ZM250 122L251 123H254V120H250ZM250 122H249V124H250ZM129 123V124H128ZM224 123V124H223ZM231 125H230V124ZM234 123V124H233ZM69 123H59V125H65L64 127H59V128H54V131H61V132H65V133H74V134H76V135H79V136H81V137H85L86 135H87V133L89 132V131H91V130H89L90 128H87L86 126H81V127H74V126H72V124H70V125H68ZM80 124H84L83 122H80ZM120 124H121V127L123 128H121L120 127ZM28 125V124H27ZM75 125V124H74ZM87 125V124H86ZM123 125H125V126H123ZM111 126V127H110ZM119 126V127H118ZM129 127V129H128V127ZM135 126H137V127H135ZM141 126H143V125H141ZM256 126V127H255ZM84 127V128H83ZM127 127V128H126ZM135 129H134V128ZM231 127V128H230ZM235 128V131H234V133H233V129ZM237 127H239V128H237ZM249 127V128H250ZM0 128H2V130H6V133H8L10 130H11V132L12 133H23V132H29L30 131V127H29V125L26 127V128H13V127H5V126H1ZM81 128V129H80ZM87 128V129H86ZM116 128V129H115ZM117 128H119V130L117 129ZM132 128H133V131H132ZM137 128H139V129H137ZM32 129H34V126L32 127ZM67 129V130H66ZM70 129V130H69ZM75 129V130H74ZM77 129V130H76ZM136 129H137V131H136ZM144 129H148V127H144ZM242 129V130H241ZM253 129H255L256 130V132H255V130H253ZM2 130H0V132L1 133H3L4 131H2ZM112 130H114V131H112ZM124 130V131H123ZM231 131V133L229 132V131ZM127 131H129V132H127ZM245 131V132H244ZM247 131H249V132H247ZM117 132V133H116ZM136 132V133H135ZM236 132V133H235ZM239 132V133H238ZM241 132H242V134H241ZM261 132H263V133H261ZM5 133V132H4ZM130 133V134H129ZM253 133V134H252ZM261 133V134H260ZM115 134H116V136H115ZM120 134V135H119ZM233 134V135H232ZM236 134V135H235ZM252 134V135H251ZM110 135H111V137H115V138H112L111 140H110ZM129 135V136H128ZM133 135H134V137H133ZM219 135H220V137H222L223 136V133H219ZM239 135V136H240ZM95 136H97V134H95ZM123 136V137H122ZM126 136V137H125ZM98 137V136H97ZM122 139H121V138ZM129 137L130 138H132V139H129ZM263 137H264V135H263ZM128 138V140L126 141L125 139H127ZM134 138V139H133ZM139 138V139H138ZM113 139H115L114 140V142H113ZM108 142H107V141ZM117 140V141H116ZM130 140H132V141H130ZM135 140V141H134ZM138 140V141H137ZM140 140H141V143H140ZM121 141V143L119 144V142ZM146 141V144L144 143ZM110 142V143H109ZM124 142V143H123ZM126 142V143H125ZM129 142H130V144H129ZM135 142H138V143H135ZM115 143V144H114ZM128 143V144H127ZM134 143V148H133V146H132V144ZM144 143V144H143ZM147 143L149 144V147H147ZM136 144V145H135ZM109 145H111V146H109ZM118 145V146H117ZM131 145V146H130ZM26 146L28 147L29 146V142H26ZM25 146V147H26ZM39 146V145H38ZM109 146V147H108ZM127 146H129V147H127ZM120 147V148H119ZM123 147V148H122ZM129 148V149H128ZM142 149V150H141ZM107 150H105L104 152L105 153H107ZM141 150V151H140ZM125 154V155H124ZM131 154V155H130ZM130 155V156H129ZM136 156V157H135ZM133 157H135V159H132ZM142 157V158H141ZM150 157H151V159H150ZM159 158L161 157V156H158ZM147 161H146V160ZM150 159V160H149ZM54 160H55V158H54ZM75 160H77V159H73L72 161H69V162H45L44 164L45 165H43V166H41L42 164H40V163H36L35 164V166H31V168H37V166H38V168H37V170H39L40 171V169H42V168H45V167H47V168H50V167H52L53 166V168H55L57 165H60V167L59 168H65V169H69V168H74V167H77V166H88V165H90V164H92V163H90L92 160H88V161H85V162H79V161H75ZM97 160L98 161H96V163H99V164H96L95 166H102V167H104V166H110V162H109V158L107 157L106 159H105V156L103 157L102 155H100V157L99 158H97ZM160 160H163L162 158L160 159ZM138 161V162H137ZM142 163H141V162ZM154 161V162H153ZM164 161H167V159H164ZM189 161V160H188ZM147 162H148V164H147ZM151 162V163H150ZM159 163V164H158ZM30 164V163H29ZM107 164V165H106ZM151 164H157L156 166L154 165V166H150ZM163 164H165L164 166H161V165H163ZM147 165V166H146ZM49 166V167H48ZM68 166V167H67ZM69 166H71V167H69ZM159 166V167H158ZM187 166V167H186ZM186 166H185V168H186V170L187 171H190L189 169L190 168H188L189 166L190 167H192L190 164H188V162L186 163ZM42 167V168H41ZM67 167V168H66ZM151 167V168H150ZM170 167V168H169ZM171 167H172V169H171ZM177 167H179V168H177ZM46 168V169H47ZM145 168V169H144ZM164 168V169H163ZM166 168H168V169H166ZM57 169L58 168H56V171H57ZM64 169V170H65ZM155 169V170H154ZM175 169V170H174ZM132 172H131V171ZM134 170V171H133ZM158 170V171H157ZM56 171L54 172V173H56ZM60 171V170H59ZM145 171H147V172H145ZM151 171V172H150ZM61 172V171H60ZM59 172V173H60ZM58 173V174H59ZM65 173V172H64ZM67 173H69V172H67ZM57 174V175H58ZM180 174V173H179ZM185 177V176H184ZM131 178V179H130ZM186 179H187V185L185 184V187L187 186V187H189V184H190V181L188 180V178L187 177H185ZM128 179V180H127ZM133 179H136V177H129V178H126V179H124V182H121V183H118V185H120L119 187H120V189H121V187H123L122 186V184H125L127 181H132ZM150 183H152V185L153 186H155V184L157 185V186H159V183H153V182H150ZM149 183V184H150ZM172 183V185L173 186H178L179 185V183H177L176 182V184H175V182H171ZM111 183L108 181L107 182V186H110V187H112V185H110ZM126 184H128V183H126ZM133 184H135V186L133 185ZM117 185V186H118ZM131 185L133 186V187H131ZM131 185H128L127 187L128 188H126L125 187V189L127 190V189H130V188H134L135 190H139V189H141L142 188V184L141 183H139V184H137V183H131ZM142 185V186H141ZM137 186H138V189H137ZM136 187V188H135ZM191 190H193V188H190V189H188V188H185V190H184V195H186L187 197L189 196V198H188V200L191 198L192 199V197H193V191H191ZM56 191H57V194H56V196H57V199H59V200H62V199H66V198H70V196L69 195H67L66 196V198H65V196L64 195H66V194H63V193H61L60 191H58L57 189H56ZM156 191H158V190H156L155 189V191L153 192V194L156 196L157 194H155V192ZM187 193V194H186ZM189 193V194H188ZM191 193H192V195H191ZM44 194L45 195H47L48 193H47V191L45 190L44 191ZM159 194V193H158ZM160 195H162V197H160V198H169V197H178V193H175V192H172L171 193V195H165V194H160ZM165 195V196H164ZM73 196V195H72ZM158 196V195H157ZM60 198H62V199H60ZM159 197H156V199H153L152 201H159L160 199H158ZM170 199H172V200H174V201H178L177 199L178 198H176V200L174 199V198H170ZM191 199L189 200V205H191ZM122 202L124 203V202H126V201H123L122 200ZM56 208V207H55ZM190 209H191V207L189 206V211H190ZM55 210V209H54ZM189 211L188 212H186V211H181V212H179L180 214H174V215H172V216H166V217H164V218H174V217H176V218H178V222L177 221H174L173 219H171V221L170 220H168V222H170V223H165V224H161L160 223V227H163V226H165L166 224H171L170 226H177V227H181V226H183L184 225V223H185V221H186V219H190V213H189ZM185 213V214H184ZM100 215H98L99 217H97L99 220H100V222L102 221V220H104V216H106V215H104V213H99ZM183 214V215H182ZM190 214V215H189ZM185 215V216H184ZM92 216H94V215H92ZM95 216H97V215H95ZM121 215H118V217H120ZM124 216V215H123ZM101 218V219H100ZM157 219H160L161 217H156ZM184 218V219H183ZM99 220H97L96 222H99ZM177 223H179V224H177ZM192 223V222H191ZM173 224V225H172ZM175 224V225H174ZM22 229H25V228H28V226H26V223H25V225L24 226H22L21 227ZM32 227L30 226L29 227V229H31ZM103 228V227H102ZM102 228L100 229V231H102L101 233H103L104 232V230H105V232L106 231H113V230H111V228L110 227H104L103 228V230H102ZM108 231V232H109ZM112 243H113V241H112ZM110 245H112L111 243H109L108 245L106 244H104V246H110ZM114 245V244H113ZM143 245H146V244H143ZM148 245V244H147ZM1 252H0V254L1 255H4L3 253H2V249L0 250ZM149 256V255H148ZM151 257H154V256H152V255H150ZM6 257L5 256H0V264H19L20 263V261H15V260H13V259H5ZM112 258H113V256H112ZM11 261V262H10ZM33 264V263H32Z\"/></svg>","mask_w":264,"mask_h":264},{"label":"crops","instance_id":"3","mask_svg":"<svg viewBox=\"0 0 264 264\" xmlns=\"http://www.w3.org/2000/svg\"><path fill=\"white\" fill-rule=\"evenodd\" d=\"M172 1L175 2V0ZM124 2L125 5L121 0V3L119 5H123L125 9L130 8L133 10L129 15L133 17V21L138 20L140 24H144L145 22H165L170 24L169 26L162 29L158 27L161 32H152V34L154 35L169 34L157 37V43H160V45H158L154 41L147 42L143 38L138 39V41H141L144 44L141 45L138 43L139 46L145 47L151 44L150 50H154V52H152V56H157V58H159V60L157 59L153 63V65H156L158 69L156 70L157 73H155V77H151V79L153 81L155 80L158 82H165V75L167 74L169 68L180 67L185 63V53H180L179 55L169 53L173 50L176 51L185 48L184 42L182 43V41L177 37V35H181L182 32L180 25H176L177 22H179L181 16H183V11L181 12L180 10L182 9V6L176 3L165 4L166 2L164 0H124ZM126 19L129 18L126 17ZM177 26L179 27L177 28ZM154 27L156 26L150 27V30H153ZM167 28H169L170 31ZM164 31L168 33H164ZM132 42L135 41L133 40ZM121 49L125 54L129 55L130 59H138L137 57L142 56H137L136 53H142L139 52L141 50H138L135 45H128V42H125L123 44V47L121 48H119V45L114 48L115 51H121ZM144 65L145 63H142L140 61L132 62L131 67L135 68L133 74L139 75L140 69ZM132 81L141 82L142 80L135 76ZM123 96L125 97V95ZM98 112H100V110H98ZM210 112L211 111L204 112L202 110L201 112H197L195 114V121H199L198 123H200L201 118L208 120L209 118H211L209 114ZM142 117L143 121L141 122V124L145 125L144 127H148V125H150L149 127H154L153 125L157 126V124L160 125L162 123L163 125H180L184 127L188 122L187 110H177L176 113L166 121H162L158 114L154 115L152 118L148 115H141L140 118ZM253 118L257 120L264 119V110L260 109L255 111L253 117H251L249 114L242 115L240 117V120H250ZM100 120L103 123V118L100 117ZM214 120L216 121V123L231 120V111L220 110V112H216V118ZM23 135V133H14L13 135H9L6 132L0 133V149L15 150L26 148V142L21 138ZM247 138V136H236L228 139H201L196 153L198 154L199 152H203L206 145L208 147H211L212 149H217L218 151L216 152H218L219 156L222 158L231 160L245 159L253 156L251 152L260 150L261 145H264V143L259 142L258 144H256L254 150H248L246 143H248L249 140H247ZM41 150L42 149L37 148L35 150L37 162L41 161V159H39L38 157V154ZM25 156L26 158L24 161L26 162L27 155L25 154ZM39 163L41 164V162ZM162 177L164 178V180H161L162 178H155V181H153L151 176H146L143 179L137 177L138 179L127 181L126 183L128 184H122L123 187H121L119 191L120 194H118L117 197L119 203H122V200L132 201L133 203L125 207H119V213L120 215H124L127 217H138L134 219V223L136 224L131 226H128V220H123V222H126L124 224L126 226H122L124 228L121 230L123 235L122 238L120 237L119 242L121 243V246H136L141 243L169 245L171 243L177 244L179 242L182 248L179 249V252L177 253H174L171 250L168 251V253H164L166 256L164 255L162 257L163 259L161 260H157L154 258L131 259L124 264H264V224L240 226H204L198 227L196 230H193L190 226H181L179 228L169 230L156 228L157 224L159 223V219H157L156 217L159 216L163 218L164 216H172L174 214H180L179 212L187 211V209H189L188 197L184 195V190L186 188L185 184L187 185L185 181L186 178H184V176L179 173L168 175V172H166ZM172 181L179 183V185L173 186L171 183ZM150 182L159 183L160 185L153 186L152 184H149ZM131 183H141L143 186L137 191L134 188L126 190L125 187H127ZM23 186L25 187V185H22V187ZM154 189L158 190L155 192V194H157L158 196L160 194L171 195L172 192H175L178 193V197L158 198L160 199L159 201H152L153 199H156V196L153 194ZM20 196L21 198L14 199L9 207L4 204L1 209L3 210L9 208L10 213H12L11 215L16 216L19 219V221H17L18 223H29V221H31L29 218L32 217V213L30 212L29 207L26 206L29 203V200L28 198L22 197V195ZM170 198H178V201L171 200ZM136 199L151 201L142 202L137 205V203L135 202ZM25 200H27V202ZM7 202L9 201L3 203ZM144 204L146 205L143 206ZM22 219H25L24 222H22ZM47 221L48 220H44V225H42L41 227L43 229H46L44 231H48ZM3 222L7 224V227L15 226L11 223V221L4 220ZM165 223H168V221H166L165 219L162 220L161 224ZM104 224L106 225V223ZM53 226L57 228L55 225ZM237 227H239V229ZM29 230V227L25 229H22L20 227V231ZM245 234H248L249 236L247 235V237L249 238H247ZM252 235L255 236L253 237ZM96 239L98 241L93 240L91 236H87V239H80L83 240L82 246L84 248H82L81 252L78 253V247L67 244V242H71V240H64V243L60 244L59 242H52L51 237H49L48 239L44 237L41 241L44 246L46 245L50 246V248H59L61 249V251L58 250V252H64V254L60 257H57L58 255L54 253V257H46L49 256V254H46V256H44V254H41L40 263L107 264L110 256L104 248L101 249V246H103L105 243L106 237H98ZM194 241L196 242L195 247L196 255L198 258L196 261L194 260L193 256L188 255L187 250H185L186 245L188 246ZM88 242H91V244H87ZM75 243L78 244V241ZM89 247L94 249V251H89ZM58 259H60L61 261H58Z\"/></svg>","mask_w":264,"mask_h":264}]
</instances>
